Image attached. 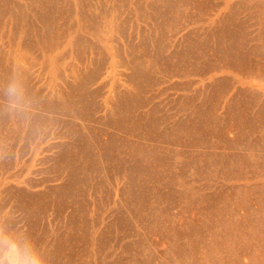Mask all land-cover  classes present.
<instances>
[{
	"label": "rangeland",
	"instance_id": "rangeland-1",
	"mask_svg": "<svg viewBox=\"0 0 264 264\" xmlns=\"http://www.w3.org/2000/svg\"><path fill=\"white\" fill-rule=\"evenodd\" d=\"M0 264H264V0H0Z\"/></svg>",
	"mask_w": 264,
	"mask_h": 264
}]
</instances>
